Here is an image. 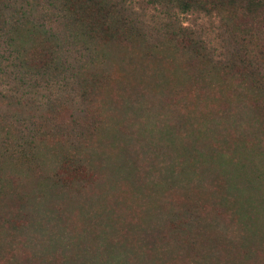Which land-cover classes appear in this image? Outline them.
<instances>
[{
  "label": "rangeland",
  "instance_id": "obj_1",
  "mask_svg": "<svg viewBox=\"0 0 264 264\" xmlns=\"http://www.w3.org/2000/svg\"><path fill=\"white\" fill-rule=\"evenodd\" d=\"M66 1L77 19L72 50L89 54L77 70L83 98L53 106L54 130L26 146L29 160L9 158L4 141L19 106L3 113L0 264H264L262 79L215 66L180 35L116 27L124 12L109 1ZM235 4L226 26L170 15L215 53L233 33L253 52L264 18L250 40ZM128 10L155 28L166 18L143 0ZM31 32L17 34L21 59L41 71L56 42Z\"/></svg>",
  "mask_w": 264,
  "mask_h": 264
},
{
  "label": "trees",
  "instance_id": "obj_2",
  "mask_svg": "<svg viewBox=\"0 0 264 264\" xmlns=\"http://www.w3.org/2000/svg\"><path fill=\"white\" fill-rule=\"evenodd\" d=\"M65 1L0 0V113L2 115L10 113L11 103L19 106L18 111L12 115L17 125L14 129L16 133L13 137L4 139L5 142H11V147H9L11 151L9 158L11 159L14 157L27 160L35 158V154L31 149L26 150V146H33L38 139L42 138L40 136L54 130L56 122L49 115L56 108L53 106L56 103L70 106L76 103L77 96L83 98V94L80 96L76 94V89L79 87L77 70L81 68V61L84 58L89 59V54L84 56L75 49L72 50L76 42L72 26L77 22V19ZM105 1L117 5L124 12L116 27L126 28L129 32L141 29V32L136 31V34L142 38L146 37L145 34L157 36L165 31L170 36L178 37L180 35L179 38L186 42L183 46L186 50L190 49L194 54L208 59L215 66L236 70L237 73L246 69L252 79L261 78L262 82L259 79L258 81L264 87V69L261 67L264 59L263 53L260 52L264 43L253 52L249 51L253 53L250 54L244 40L238 41L236 34L233 33V35H229V42L228 38L223 40L222 53H215V48H210L201 34L180 23H175L170 15L172 11H176L181 15L193 14L222 19L224 14L231 12L228 8L233 7L236 0H226V2H221V0H143L148 6L158 7L159 12L166 16L163 26L160 28L134 19V12L128 10V0ZM235 5H238L237 10L248 20V30L251 34L246 32L244 34L253 40L255 34L251 27L262 23L264 1L240 0ZM222 20L224 21L222 25L226 26L229 19ZM22 27L23 36L32 34L31 31L42 32L56 42L58 55L50 58L51 60L44 65V70H30L24 59H21L17 34ZM233 31H235L234 27ZM256 54L261 55L262 58L254 57ZM10 67L14 70H11ZM25 111L26 115H24ZM22 112L23 116H21ZM7 119L3 115V118L0 117V123L3 124V121L6 122ZM37 264H51V262L47 260L37 262Z\"/></svg>",
  "mask_w": 264,
  "mask_h": 264
}]
</instances>
